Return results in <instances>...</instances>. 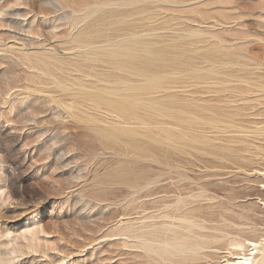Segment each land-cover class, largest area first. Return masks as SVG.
<instances>
[{
    "label": "rangeland",
    "instance_id": "1",
    "mask_svg": "<svg viewBox=\"0 0 264 264\" xmlns=\"http://www.w3.org/2000/svg\"><path fill=\"white\" fill-rule=\"evenodd\" d=\"M262 181L264 0H0V264L255 262Z\"/></svg>",
    "mask_w": 264,
    "mask_h": 264
},
{
    "label": "bare ground",
    "instance_id": "2",
    "mask_svg": "<svg viewBox=\"0 0 264 264\" xmlns=\"http://www.w3.org/2000/svg\"><path fill=\"white\" fill-rule=\"evenodd\" d=\"M129 47V46H128ZM130 51H131V49H129ZM122 51V50H121ZM128 51V50H127ZM140 52V51H139ZM137 53V52H136ZM126 57V56H125ZM124 57V58H125ZM132 58V57H131ZM141 61V60H140ZM127 62H129V61H127ZM142 62V61H141ZM143 63H144V61H143ZM142 63V64H143ZM141 64V65H142ZM130 65H131V63H130ZM111 102V101H110ZM116 103V102H115ZM118 103V102H117ZM123 105H125V104H123ZM122 105V106H123ZM127 107H128V105H127ZM200 107V106H199ZM178 108V107H177ZM183 108V107H182ZM204 108V107H203ZM211 109V108H210ZM128 111H130V110H128ZM207 111V110H206ZM120 112V111H119ZM132 112H135V111H132ZM127 113V112H126ZM136 113V112H135ZM117 114V113H116ZM130 114V113H129ZM137 114V113H136ZM140 116V115H139ZM138 116V114H137V117H139ZM140 117H142V115L140 116ZM142 119V118H141ZM144 123L146 122V121H143ZM142 121H141V123H143ZM217 122H219V121H217ZM143 123V124H144ZM213 124H214V122H213ZM133 142V141H132ZM262 168V167H261ZM262 185L264 186V181H262ZM262 186V187H263ZM204 189V188H203ZM205 190V189H204ZM200 191V190H199ZM202 192V191H201ZM205 192H207V191H205ZM207 194V193H206ZM211 195H213V194H211ZM203 197V196H202ZM204 197H209V198H211L212 196H210V194L209 195H204ZM217 197V196H216ZM208 198V199H209ZM218 198V197H217ZM200 199H202V198H200ZM207 199V200H208ZM213 199V198H212ZM214 200H215V198H214ZM184 214V213H183ZM195 244V243H194ZM246 244H247V246L250 248L249 250L251 251L250 253L248 252L247 254L246 253H243L242 255H238L237 257H233L231 260H228L227 261V264H264V251H263V248L261 249L262 251H263V253H262V255L261 256H259V258H258V260H256L255 262H254V260H255V254L258 252V250H259V246H260V244H261V242H256V241H247L246 242ZM193 245V244H192ZM196 245H198V244H196ZM262 245V244H261ZM199 247H201L200 245H198ZM198 247V248H199ZM186 248V247H185Z\"/></svg>",
    "mask_w": 264,
    "mask_h": 264
}]
</instances>
